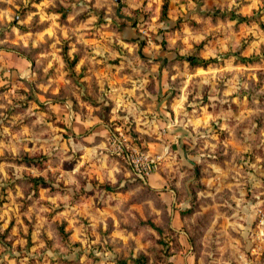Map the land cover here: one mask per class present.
I'll use <instances>...</instances> for the list:
<instances>
[{
	"label": "clouds",
	"instance_id": "1",
	"mask_svg": "<svg viewBox=\"0 0 264 264\" xmlns=\"http://www.w3.org/2000/svg\"><path fill=\"white\" fill-rule=\"evenodd\" d=\"M0 90V264H264V0H0Z\"/></svg>",
	"mask_w": 264,
	"mask_h": 264
},
{
	"label": "rangeland",
	"instance_id": "2",
	"mask_svg": "<svg viewBox=\"0 0 264 264\" xmlns=\"http://www.w3.org/2000/svg\"><path fill=\"white\" fill-rule=\"evenodd\" d=\"M167 12H168V6H167V4H166V5H165V9H164L165 16H167ZM142 46H143V45H142ZM66 52H67V47H65V54H66ZM76 62H77V61H69V64H70L72 67H74ZM243 62H244V63H249L250 61L245 60V61H243ZM0 91H3V90H0ZM41 183H43L42 180H41V181H35V182H34V184H35L37 187H38ZM185 214H186V213H185ZM161 235H163V233H161ZM161 243L164 245L165 248L168 247L167 242H165V241H161ZM137 264H147V261H146V259H144V258L142 257L139 261H137Z\"/></svg>",
	"mask_w": 264,
	"mask_h": 264
}]
</instances>
